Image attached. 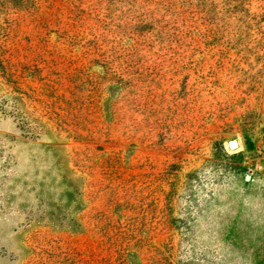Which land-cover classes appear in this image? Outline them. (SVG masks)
Returning <instances> with one entry per match:
<instances>
[{"label":"rangeland","instance_id":"374dc122","mask_svg":"<svg viewBox=\"0 0 264 264\" xmlns=\"http://www.w3.org/2000/svg\"><path fill=\"white\" fill-rule=\"evenodd\" d=\"M0 264H264V0H0Z\"/></svg>","mask_w":264,"mask_h":264},{"label":"water","instance_id":"95a60500","mask_svg":"<svg viewBox=\"0 0 264 264\" xmlns=\"http://www.w3.org/2000/svg\"><path fill=\"white\" fill-rule=\"evenodd\" d=\"M229 146L231 149H236L238 147L237 141L234 140V141L230 142ZM248 179H250V177H248Z\"/></svg>","mask_w":264,"mask_h":264},{"label":"bare ground","instance_id":"6f19581e","mask_svg":"<svg viewBox=\"0 0 264 264\" xmlns=\"http://www.w3.org/2000/svg\"><path fill=\"white\" fill-rule=\"evenodd\" d=\"M237 145H238V147L237 148H239L240 146H239V143L237 142Z\"/></svg>","mask_w":264,"mask_h":264}]
</instances>
